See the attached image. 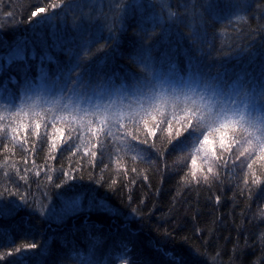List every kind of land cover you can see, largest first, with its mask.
<instances>
[{
    "label": "trees",
    "instance_id": "obj_1",
    "mask_svg": "<svg viewBox=\"0 0 264 264\" xmlns=\"http://www.w3.org/2000/svg\"><path fill=\"white\" fill-rule=\"evenodd\" d=\"M149 96L245 155L205 121L140 142ZM259 123L264 0H0V264H264Z\"/></svg>",
    "mask_w": 264,
    "mask_h": 264
},
{
    "label": "snow or ice",
    "instance_id": "obj_2",
    "mask_svg": "<svg viewBox=\"0 0 264 264\" xmlns=\"http://www.w3.org/2000/svg\"><path fill=\"white\" fill-rule=\"evenodd\" d=\"M52 7L53 8L57 7V5H52ZM45 11H46L45 8L39 9L40 13H44ZM36 15H37L36 12L32 13L33 17H35ZM20 58L23 59V56L21 55ZM161 86H162V82H161ZM174 99H178V98H174ZM158 100L162 101L165 105L169 103V101L165 100L164 97L162 96L159 98H157L156 96H149L147 107L142 109L141 114H137V118L134 121L133 127L137 129H142L145 134V138L140 139V142L149 144L150 141L147 137H152L156 141H159L161 137H163L166 140H168V143H169L172 139L179 137L185 130L191 127L194 121H205V122H209V128L206 133H214L218 131L221 134V140H220V149L222 150L220 154L221 157L223 156L224 152H229V151H232L233 154L236 155L238 160L240 159V157L245 155L244 152L240 151V148L242 146L240 143H237L234 149H233L232 144H228L226 146L224 136L226 134V129L228 131H231V128L225 122H223V118L220 113H217V114H214L213 112L206 113L205 111H203L200 107L196 106L195 104L191 105L190 107L185 106L183 108H181L179 104H174L171 111H167V110L161 111L160 110L161 105L158 102ZM152 112H156L157 115H152ZM142 116H150L151 121H152L151 127L146 126L147 122L141 123ZM213 125H218V127L213 128L212 127ZM253 126L256 128V131L260 133L259 136L255 137L256 147L259 148L261 146H264V123H259L258 125H253ZM39 128H40V124H36L34 126V129H39ZM62 131H63L62 129H56V132H62ZM33 134L40 136L41 140H44V141H46L49 136V133L47 131H45L44 133H38L34 131ZM112 135L113 133L110 130L104 133L105 137H109ZM240 135H241V140L244 143L252 142V139H253L252 134H249L247 139H244L243 132H241ZM125 136L127 138L131 137L132 139H135V140L139 138L138 133L126 132ZM72 137H73V134H72V131L70 130L69 139H72ZM78 138L79 137H77V139ZM52 139L53 140L56 139V136L54 134L52 135ZM203 143L204 144L210 143L209 134H205L203 136ZM99 144H100V148H103L105 146L104 139H101ZM152 146L155 147L156 146L155 143H153ZM52 147L55 148L56 144L53 143ZM252 154L253 153H248L249 156H251ZM91 155L95 156L96 153L92 152ZM101 155H103V153H101ZM213 155H215V151H213ZM262 159H264V157H262ZM195 163H196V158L193 157L192 164L195 165ZM248 167H251V165H248ZM199 171L203 173L202 179L205 182H207L210 179V176L208 174H212L211 178H215L216 176V174L213 172L212 167H208L206 173H204L203 168H201ZM191 175L193 179H195L197 176V171L193 170L191 172ZM21 178L23 179V177ZM69 178H71L70 175H69ZM252 183L256 184L257 181L253 179ZM217 199H219V197ZM78 204H79L78 199L76 201L70 202L71 207H74V208L78 207ZM90 205H91V202H90ZM11 210L12 209L0 208V215L6 214L7 212H10ZM28 247L36 248L37 244L32 243L28 245ZM17 251H20V250L17 249Z\"/></svg>",
    "mask_w": 264,
    "mask_h": 264
}]
</instances>
